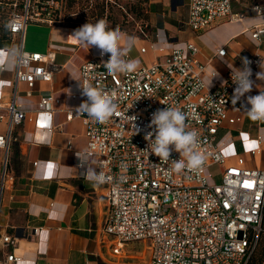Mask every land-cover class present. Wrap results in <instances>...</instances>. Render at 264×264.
<instances>
[{
  "label": "built area",
  "instance_id": "1",
  "mask_svg": "<svg viewBox=\"0 0 264 264\" xmlns=\"http://www.w3.org/2000/svg\"><path fill=\"white\" fill-rule=\"evenodd\" d=\"M231 2L187 0V29L198 33L219 20H241L242 15L232 13ZM67 4L68 0H24L20 8L17 2L11 4L8 30L20 41L12 100L0 102V209L3 191L13 181L9 172L10 146L17 141L13 130L26 123L35 125L33 113L15 103L18 85L31 91L37 80L49 82L57 70L54 51L23 49L24 32L28 24L65 23ZM252 11L261 14L262 8L255 5ZM135 32L145 39L149 36L141 25ZM262 37L264 23L250 32L258 46ZM167 46L150 42L154 61L131 73L109 75L103 63L110 54L99 53L81 64L79 80L112 95L117 104L116 113L106 123H96L86 113L76 111L87 99L80 81L78 91L69 96L76 106L66 111L67 119H81L86 140L85 151L76 153L79 166L83 169L82 164L91 163L97 174L102 172L105 177L103 182L89 179L106 191L102 233L117 249L140 243L146 256L144 264H249L264 213V166L257 161L264 137L259 133L246 136L243 143L247 147L241 152L232 146L234 134L241 133L250 108L247 97L259 92L246 93L234 104L233 68L221 75L210 61L201 63L193 42L187 41L183 47ZM145 51L144 47L139 49L140 54ZM225 54V46L215 52L220 58ZM124 59L130 60L127 54ZM246 60L253 76L263 57L255 54ZM59 104L60 99L45 95L34 112L53 113ZM167 106L183 111L188 130L199 133L196 150L205 161L198 170L185 167L177 171L175 161L183 157L174 150L169 160L163 161L148 149L145 137L154 132L149 127L152 114ZM230 148L231 153H227ZM212 167L219 168V183L214 181ZM37 234L34 228L32 237ZM16 251V239L0 228V264L21 262L22 256Z\"/></svg>",
  "mask_w": 264,
  "mask_h": 264
},
{
  "label": "crops",
  "instance_id": "2",
  "mask_svg": "<svg viewBox=\"0 0 264 264\" xmlns=\"http://www.w3.org/2000/svg\"><path fill=\"white\" fill-rule=\"evenodd\" d=\"M186 1L145 0L148 14L145 25L150 31L146 39L135 31L119 30L122 48L124 38H133L127 55L139 62L137 68L154 61L149 49L152 41L167 47H183L187 41L193 42L199 50L197 59L201 63L210 61V66L221 75L229 68H243L244 60L255 54L262 56L264 62V37L260 46L250 38L251 30L264 23V0H232V13L242 15L241 20H219L198 33L190 32L185 25ZM255 5L262 8L261 14L252 11ZM84 24H28L24 32L23 49L38 53L54 51L57 70L51 81L37 80L31 91L19 84L15 97L17 105L35 116V125L26 123L13 130L17 138L9 152L13 181L3 191L0 209L1 231L16 239V252L22 256L17 264H144L146 259L140 243L117 249L113 240L102 233L106 191L87 178L76 156L85 151L86 140L81 119H67L66 111L76 106L69 96L78 91L81 64L101 53L97 47L89 48L72 37L74 30ZM19 41V36L0 37V56L5 57L0 63L4 66L0 70L2 103L12 100ZM222 46L226 48L225 56L216 57L217 48ZM141 47L146 49L144 54L139 53ZM261 64L250 78L253 86L249 93L264 91V79H257V74L264 71ZM207 81L211 82L209 78ZM49 94L60 99L56 111L34 112L39 99ZM258 133L264 137V124L256 121L255 126L246 128L245 120L241 133L234 134L233 149L241 152L247 147L243 143L246 136ZM262 148L257 161L264 166V144ZM87 167L93 169L91 163ZM34 228L38 234L32 237ZM251 261L264 264V251L255 254Z\"/></svg>",
  "mask_w": 264,
  "mask_h": 264
},
{
  "label": "clouds",
  "instance_id": "3",
  "mask_svg": "<svg viewBox=\"0 0 264 264\" xmlns=\"http://www.w3.org/2000/svg\"><path fill=\"white\" fill-rule=\"evenodd\" d=\"M72 37L81 44L97 47L101 54H110L107 62L103 63L109 75L126 74L133 72L138 67V61L124 59L127 51L132 47L133 38L126 37L123 40L124 47H121V34L118 29H110L108 22L100 19L97 22L85 23L74 30ZM5 57L0 56V63L4 62ZM244 67L232 69L233 83L236 85L234 90L233 103L251 92L253 81L249 62L244 60ZM261 67L264 68V62ZM257 79H264V72L257 74ZM80 81V80H78ZM82 95L87 99L76 109L79 113H86L87 116L96 123H106L117 111V104L112 95L95 87L91 83L80 81ZM247 104L250 108L246 110L247 117L253 121L264 122V91H260L255 96L247 97ZM187 116L178 107H165L158 109L152 114L149 127L154 128V132L149 133L145 139L148 141V149L151 154L159 157L160 160L167 161L171 151H176L183 159L175 161L177 171L187 167L191 170H198L205 161V156L197 151L199 146V133L196 129L188 130L186 124ZM154 137V138H153ZM85 168L88 179L95 182H103L105 177L102 172Z\"/></svg>",
  "mask_w": 264,
  "mask_h": 264
},
{
  "label": "rangeland",
  "instance_id": "4",
  "mask_svg": "<svg viewBox=\"0 0 264 264\" xmlns=\"http://www.w3.org/2000/svg\"><path fill=\"white\" fill-rule=\"evenodd\" d=\"M12 1L17 2L20 6L24 2V0H0V25H2L3 17H6L12 11ZM87 2L89 4L88 8H84V6L82 7L83 2L80 1L71 4V6H67V9L64 12L65 22L68 23L69 20L74 21L79 18L84 19L86 15L88 16L91 10L90 8L94 5L95 1L88 0ZM146 8V4L136 0H113V2H107L105 6L104 20L108 22V27L110 29H118L131 33L132 31H135L138 25H144L148 21ZM72 24L76 25L78 22ZM253 125L255 126L256 122L247 118L246 128H251ZM237 149L240 150L239 148ZM227 151V153H231V149ZM210 170L214 175V181L219 183V168L212 167ZM262 234L260 235L259 244L261 239L263 240L262 242H264V232H262Z\"/></svg>",
  "mask_w": 264,
  "mask_h": 264
},
{
  "label": "trees",
  "instance_id": "5",
  "mask_svg": "<svg viewBox=\"0 0 264 264\" xmlns=\"http://www.w3.org/2000/svg\"><path fill=\"white\" fill-rule=\"evenodd\" d=\"M77 1L83 2L82 7L84 6V8H88L89 7V4L87 2L88 0H68L67 6H71V4H73V3L77 2ZM92 1H95V3L90 8L91 10H90L88 16L84 15L85 16L84 19L83 18H79L78 20H74V21L69 20V22H71V23H75V22L87 23L88 22V23H93L94 24L98 20L104 19L105 18L104 17L105 16V10L104 9H105V6H106L107 2L105 0H92ZM136 1L141 2V3L145 2V0H136ZM19 6H20V4H18V8L21 7V6L20 7ZM8 15L6 17H3L2 25H0V37H8V36H10L9 30H8V25H7ZM141 26H142V28H144L146 30V32L150 33V31L148 30V28H147V26L145 24L141 25ZM247 118H246V122H247ZM261 124H264V122H261ZM262 224H263V228H262ZM262 224H261L260 235L262 234V232H264V213H263V218H262ZM260 235H259V239H258V243L256 245V248H255V250H254V252H253V254H252L251 258H250L249 264H251V262H252L251 260H253L255 254L259 253L261 250L264 251V242H262L263 241L262 239H261L260 244H259ZM99 264H103V263L99 262Z\"/></svg>",
  "mask_w": 264,
  "mask_h": 264
}]
</instances>
